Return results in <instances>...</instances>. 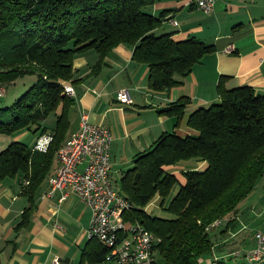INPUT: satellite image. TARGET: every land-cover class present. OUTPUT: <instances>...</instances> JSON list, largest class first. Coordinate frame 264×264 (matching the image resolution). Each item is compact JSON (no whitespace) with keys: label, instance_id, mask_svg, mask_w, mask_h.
<instances>
[{"label":"trees","instance_id":"1","mask_svg":"<svg viewBox=\"0 0 264 264\" xmlns=\"http://www.w3.org/2000/svg\"><path fill=\"white\" fill-rule=\"evenodd\" d=\"M156 1L0 0V85L35 76L11 104L0 106V133L52 135L46 151L17 139L0 150V182L19 177L30 200L18 225L29 221L38 189L67 139L74 99L65 84L74 79L79 53L97 51L92 66L97 73L116 46L131 45L132 59L149 67L150 88L169 91L214 49L194 35L178 39L174 31L156 34L168 14L166 9L154 13ZM217 90L218 101L188 116L196 134L164 131L134 155L119 180V190L131 203L125 220L144 225L157 238L153 264H204L215 247L213 222L236 211L264 174V92L248 84L227 87L225 77ZM189 102L182 96L159 111L175 116L178 125ZM51 113H56L52 127L45 123ZM190 160L205 161L206 166L183 170L185 182L166 168ZM157 197L171 216L146 209ZM99 246L97 259L106 261L109 250ZM213 263L232 264L223 256L214 257Z\"/></svg>","mask_w":264,"mask_h":264},{"label":"crops","instance_id":"2","mask_svg":"<svg viewBox=\"0 0 264 264\" xmlns=\"http://www.w3.org/2000/svg\"><path fill=\"white\" fill-rule=\"evenodd\" d=\"M165 9L169 27H178L167 31H174L175 38L194 35L214 45L182 78L180 85L169 91L151 89L149 67L132 59L133 46L128 44L116 46L97 73L92 67L99 58L97 51L88 49L79 53L74 60V79L66 82L73 86L75 94L71 95L74 103L69 111L70 127L65 142L80 128L84 112L94 123L108 127L112 133L111 176L117 187L122 175L133 165L134 155L150 147L164 131L175 130L182 136L197 133L187 124L188 116L220 99L217 85L221 78L225 77L227 87L248 84L264 92V0H216L211 12L197 7L194 0L155 2L154 13ZM230 45L234 49L227 51ZM123 88L131 102L119 99V90ZM182 96L189 97L190 102L176 125L175 116L159 109ZM61 109L60 106L56 113ZM56 113L55 117L50 114L45 119L46 125H55ZM13 137L17 140L32 137L27 143L34 150H41L35 147L40 137L37 133L24 131ZM58 166L57 151L52 168L38 189L30 219L22 226L18 224L30 200L22 193L21 180L14 177L0 182V264H54L56 258L58 264H105L97 259L98 240L87 233L92 216L90 206L67 188L49 193V178ZM205 166V161L190 160L166 168L185 182L183 170ZM230 219L229 213L214 225V230L226 231L217 234L213 254L203 258L204 264H214V257L223 256L237 242L229 240L240 231L236 221L228 223ZM255 245L256 242L249 249Z\"/></svg>","mask_w":264,"mask_h":264},{"label":"built area","instance_id":"3","mask_svg":"<svg viewBox=\"0 0 264 264\" xmlns=\"http://www.w3.org/2000/svg\"><path fill=\"white\" fill-rule=\"evenodd\" d=\"M194 3L205 12H211L216 0H194ZM233 49L230 45L227 51ZM65 90L69 95L75 94L71 84H65ZM118 96L122 102H131L125 88L119 90ZM51 139L50 134H44L38 138L35 147L46 150ZM111 144L110 129L94 123L84 112L80 128L58 150L59 166L49 178V193L57 188H67L90 206L92 216L87 233L108 248L105 264H153L157 238L144 225L124 218V211L131 203L112 179ZM219 222L215 220L213 225ZM235 253L242 255L240 251ZM243 255L252 264H264L263 230L257 233L256 245ZM58 263L56 258L54 264Z\"/></svg>","mask_w":264,"mask_h":264},{"label":"rangeland","instance_id":"4","mask_svg":"<svg viewBox=\"0 0 264 264\" xmlns=\"http://www.w3.org/2000/svg\"><path fill=\"white\" fill-rule=\"evenodd\" d=\"M171 25L168 20L164 21L160 27L155 30V33L160 35L166 31L177 30L178 27H169ZM173 26V25H172ZM88 50V49H87ZM95 50V49H89ZM83 52V51H82ZM87 52V51H86ZM96 52V51H94ZM97 53V52H96ZM98 55V54H97ZM35 76H25L16 79L12 84L0 85V106L11 104L17 97H19L34 81ZM3 91V92H2ZM54 116V113H51ZM55 117V116H54ZM31 138H23L25 142H31ZM15 138L12 135L0 133V150L4 149ZM118 180L119 176H115ZM147 206L148 210L156 215L171 216V214L164 210L160 205L159 199H153ZM230 216L238 223L239 232L229 239L230 241L237 240L235 244L230 246L222 254L224 258L229 259L232 264H252L247 259L243 258V254L248 251L249 247L256 242L257 233L260 230L264 231V174L258 179L255 188L240 204L236 211L231 212ZM220 228L212 231L214 242H217V234L220 233ZM236 251H240L242 255H236ZM242 256V257H241Z\"/></svg>","mask_w":264,"mask_h":264}]
</instances>
